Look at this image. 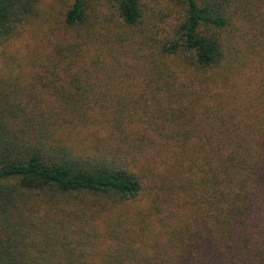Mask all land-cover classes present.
I'll use <instances>...</instances> for the list:
<instances>
[{
    "label": "trees",
    "instance_id": "1",
    "mask_svg": "<svg viewBox=\"0 0 264 264\" xmlns=\"http://www.w3.org/2000/svg\"><path fill=\"white\" fill-rule=\"evenodd\" d=\"M92 1L106 3L113 18L88 20ZM176 1L182 5L180 20L165 37L132 36L131 41L122 37V30L139 27V0H71L63 23L78 35L54 44L53 54L42 63L49 73L43 86L58 100L44 107L40 92L32 95V106L0 99V264H43L27 246L34 228L31 215L41 202L70 200L72 213L88 220L137 199L146 188L158 195V187L164 199H173L175 180L178 190L190 193L198 223L173 230L171 242L181 241L182 249L177 262L164 256L169 264H264V110L259 119L249 96L243 100L244 90L214 93L216 85L229 82V74L244 64V56L237 62L239 52L225 46L220 32L236 17L252 21L264 12V0ZM34 3L0 0V39L31 14ZM135 42L147 50L134 62L144 83L162 91V103L177 106L176 111L142 113L148 118L141 122L143 131L166 125L171 129L157 136L171 159L162 174L150 158H141L153 142L129 131L133 112L116 115L104 106L98 125L111 121L106 130L111 138L100 143L88 123L90 112L101 107L86 104L78 84L86 68H134L126 47ZM79 51L89 61L83 57L79 63ZM263 94L258 91L257 98ZM58 125L85 131L94 153L82 157L61 145L54 134Z\"/></svg>",
    "mask_w": 264,
    "mask_h": 264
},
{
    "label": "rangeland",
    "instance_id": "2",
    "mask_svg": "<svg viewBox=\"0 0 264 264\" xmlns=\"http://www.w3.org/2000/svg\"><path fill=\"white\" fill-rule=\"evenodd\" d=\"M70 2L71 0H35L31 14L17 23L10 36L0 39V99L7 100L8 103L13 101L20 106L28 103L32 106L36 105L32 102V95L40 92V101L44 107L51 106L54 100H58L50 96L49 90L43 86L49 73H44L42 63L53 54L54 44L73 41L78 35L63 23L64 12ZM177 2L139 0L142 21L139 27H135L138 29H123L122 37L131 41H134L132 36L136 40L149 36L165 37L180 20L182 5ZM92 4L88 20L96 16L103 23L113 18L108 16L110 10L106 3L92 1ZM255 17L252 21L236 17L220 32L224 42H227L225 46L229 44L227 48L232 47L239 52L235 56L236 61L244 56V64L235 69L236 72L229 74V82L218 87L216 85L214 93L224 94L225 89L229 94L244 90L247 94L243 100L247 101L246 97L249 96L251 106L258 109L257 117L260 119L264 110V94L260 99L256 94L264 91V12L260 11ZM137 43L126 47L132 54L130 60L133 61L131 66L134 68L123 67L113 71L86 68L80 72L82 74L78 84L87 96L84 97L88 101L86 104L101 107L90 112L91 122L88 123V127L97 132L100 143L104 138H111L106 132L107 128L111 129L108 127L111 121L103 127L98 125L99 121L101 123L104 120V106H108L116 115L123 116L124 113L133 112L134 128L129 131L135 135L144 134L145 138L150 137L153 142L141 158H150L157 172L162 174L165 169L169 170L171 159L165 156V149L157 136L171 132V129L166 125L164 128L151 127L143 131L141 122L148 119L147 115H143L147 110H154L159 114L165 109L176 111L177 106L172 102H169L171 106L162 103L159 95L162 91L144 83L143 74L139 70L141 67L134 62H138L140 55L147 50L143 44L139 46ZM137 47L140 51L134 52ZM78 53L79 63L83 61V57L89 61L88 56H82L83 51ZM134 54L140 55L135 57ZM76 72L79 73L77 69ZM231 88L233 91H230ZM248 113L249 111L242 116ZM171 116L172 114L167 115ZM163 119L159 118L160 121ZM150 122L159 121L149 120L148 123ZM54 134L60 138L61 145L70 147L78 156L94 153V142L85 131H79L74 126L58 125ZM176 181L172 186V192L176 195L173 199H164V194L158 187V195L146 188L147 191L137 199L119 207L114 206L110 213L88 220L72 213L69 208L70 200L49 199L45 204L41 202V206H35L31 215H34V228L27 239L31 238L28 250L37 262L43 264H135L140 261L169 264L164 256L177 262L182 245L181 241L177 244L171 242L173 230L186 223L196 226L198 216L196 208L188 199L190 193L178 190ZM54 201L58 202L53 203Z\"/></svg>",
    "mask_w": 264,
    "mask_h": 264
}]
</instances>
